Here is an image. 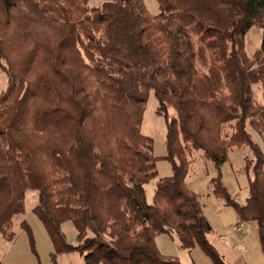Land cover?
Returning a JSON list of instances; mask_svg holds the SVG:
<instances>
[{"label": "trees", "instance_id": "obj_1", "mask_svg": "<svg viewBox=\"0 0 264 264\" xmlns=\"http://www.w3.org/2000/svg\"><path fill=\"white\" fill-rule=\"evenodd\" d=\"M92 1L0 0V233L15 237L13 219L32 189L54 260L77 251L85 264H183L157 246L169 233L230 264L186 182L200 150L219 170L214 192L257 224L264 247V152L247 129L264 134V0H157L155 15L145 0ZM256 24L261 47L250 58L245 38ZM152 91L172 172L149 202L145 185L158 176V157L141 125ZM243 145L252 149L253 176L240 203L220 168ZM66 221L76 244L62 231Z\"/></svg>", "mask_w": 264, "mask_h": 264}, {"label": "rangeland", "instance_id": "obj_2", "mask_svg": "<svg viewBox=\"0 0 264 264\" xmlns=\"http://www.w3.org/2000/svg\"><path fill=\"white\" fill-rule=\"evenodd\" d=\"M101 0H93L91 4H100ZM149 13H159L157 0H145ZM263 28L254 25L246 34L245 48L248 56L254 58L261 47ZM197 66L201 72L205 71L199 61ZM7 86V75L0 69V92ZM254 98L258 102L263 101V89L261 83L253 84ZM159 102L152 91L148 97L141 125L142 132L154 140V154L157 159L158 176L146 183L147 200H153L156 184L160 178L168 176L172 172V164L169 159L163 157L167 153L166 145V121L163 114L157 113ZM247 129L253 141L258 143L264 152V134L259 133L250 123ZM194 158L189 173L186 177L188 186L199 193L204 212L209 219L213 232L209 238L214 242V235L226 238L224 244H213L230 264H264V247L258 226L255 222L241 221L236 209L225 203V200L213 190L212 178L219 173L218 168L208 160L200 150H193ZM253 153L249 145L234 148L229 153V159L220 168L223 184L233 198L244 203L249 194V181L252 178V169L246 168V159L252 158ZM38 204V192L28 190L25 196L24 212L13 219L12 230L15 237L8 240L0 233V261L2 264H77V259L84 261L76 251L57 254L53 259L54 245L40 218L33 211ZM26 221L32 232L33 242L28 231L22 226ZM243 222L244 229L237 232L233 226ZM62 231L69 243H77V231L71 221L62 224ZM170 236V237H169ZM166 245L174 257H178L183 264H215L199 246L192 249L184 248L176 234H170ZM172 236V237H171ZM210 240V241H211ZM75 262V263H74Z\"/></svg>", "mask_w": 264, "mask_h": 264}, {"label": "crops", "instance_id": "obj_3", "mask_svg": "<svg viewBox=\"0 0 264 264\" xmlns=\"http://www.w3.org/2000/svg\"><path fill=\"white\" fill-rule=\"evenodd\" d=\"M235 226V225H234ZM233 226V227H234ZM212 232H213V230H212ZM211 232V233H212ZM210 233V234H211ZM209 234V235H210ZM170 234L169 233H163V234H160V235H158L157 237H156V243H157V246H158V248L160 249V251L164 254V255H168V256H173V255H171L172 253H170V251H169V249H168V247H167V245H166V243H167V241H169L170 239L168 238V236H169ZM170 237V236H169ZM172 237V236H171ZM210 239V238H209ZM211 240V239H210ZM214 242L211 240V242H213L214 244L216 243V244H218V245H220V244H224V243H226V238H224V237H222V236H219V235H214ZM78 261H77V264H85V262L84 261H82V260H80V259H77ZM75 263V262H74Z\"/></svg>", "mask_w": 264, "mask_h": 264}, {"label": "built area", "instance_id": "obj_4", "mask_svg": "<svg viewBox=\"0 0 264 264\" xmlns=\"http://www.w3.org/2000/svg\"><path fill=\"white\" fill-rule=\"evenodd\" d=\"M233 229L237 232H242L243 229H244V223L243 222H240L238 224H236Z\"/></svg>", "mask_w": 264, "mask_h": 264}]
</instances>
